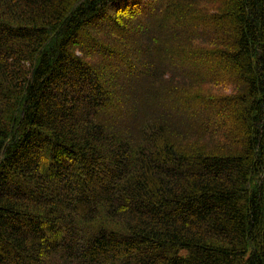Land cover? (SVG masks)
Returning <instances> with one entry per match:
<instances>
[{"label": "trees", "instance_id": "1", "mask_svg": "<svg viewBox=\"0 0 264 264\" xmlns=\"http://www.w3.org/2000/svg\"><path fill=\"white\" fill-rule=\"evenodd\" d=\"M0 264H264V0H0Z\"/></svg>", "mask_w": 264, "mask_h": 264}, {"label": "rangeland", "instance_id": "2", "mask_svg": "<svg viewBox=\"0 0 264 264\" xmlns=\"http://www.w3.org/2000/svg\"><path fill=\"white\" fill-rule=\"evenodd\" d=\"M208 91V90H207ZM204 93H207V92H204ZM224 93H227L224 89H221V88H214L212 91H211V94L213 96H217V95H221V94H224ZM208 94V93H207Z\"/></svg>", "mask_w": 264, "mask_h": 264}]
</instances>
